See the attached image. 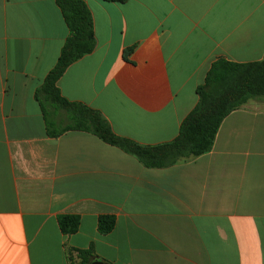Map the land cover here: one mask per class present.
Returning a JSON list of instances; mask_svg holds the SVG:
<instances>
[{
	"label": "crops",
	"instance_id": "0c3cea01",
	"mask_svg": "<svg viewBox=\"0 0 264 264\" xmlns=\"http://www.w3.org/2000/svg\"><path fill=\"white\" fill-rule=\"evenodd\" d=\"M95 51L61 94L144 145L174 140L219 59H264V0H83ZM69 29L54 0H0V264H264V103L223 122L212 151L164 169L97 137L48 135L35 93ZM80 226L64 234L59 217ZM114 229L100 232V218Z\"/></svg>",
	"mask_w": 264,
	"mask_h": 264
},
{
	"label": "trees",
	"instance_id": "16d2710c",
	"mask_svg": "<svg viewBox=\"0 0 264 264\" xmlns=\"http://www.w3.org/2000/svg\"><path fill=\"white\" fill-rule=\"evenodd\" d=\"M69 29L56 66L35 93L48 135L58 137L75 131L91 134L103 143L118 148L136 158L148 169H164L187 159L212 151L225 119L245 104L264 103V59L250 63H235L219 59L207 73L204 84L197 89L198 103L181 124L179 135L172 141L144 145L117 135L104 115L89 106L72 102L62 96L58 81L67 69L96 49L92 12L83 0H54ZM123 3L126 0H103ZM74 215L59 217L64 234L74 233L80 226ZM112 216L100 218V232L114 229ZM82 264L96 261L93 251L82 253Z\"/></svg>",
	"mask_w": 264,
	"mask_h": 264
},
{
	"label": "water",
	"instance_id": "95a60500",
	"mask_svg": "<svg viewBox=\"0 0 264 264\" xmlns=\"http://www.w3.org/2000/svg\"><path fill=\"white\" fill-rule=\"evenodd\" d=\"M92 264H106V263H104V262L101 261V260H96V261H94Z\"/></svg>",
	"mask_w": 264,
	"mask_h": 264
},
{
	"label": "rangeland",
	"instance_id": "374dc122",
	"mask_svg": "<svg viewBox=\"0 0 264 264\" xmlns=\"http://www.w3.org/2000/svg\"><path fill=\"white\" fill-rule=\"evenodd\" d=\"M258 103V102H257ZM260 103V102H259ZM81 258H82V256H81Z\"/></svg>",
	"mask_w": 264,
	"mask_h": 264
}]
</instances>
